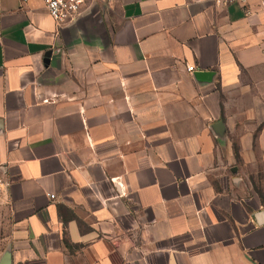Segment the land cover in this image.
I'll list each match as a JSON object with an SVG mask.
<instances>
[{
	"label": "crops",
	"instance_id": "1",
	"mask_svg": "<svg viewBox=\"0 0 264 264\" xmlns=\"http://www.w3.org/2000/svg\"><path fill=\"white\" fill-rule=\"evenodd\" d=\"M262 1L0 0V264H264Z\"/></svg>",
	"mask_w": 264,
	"mask_h": 264
},
{
	"label": "built area",
	"instance_id": "2",
	"mask_svg": "<svg viewBox=\"0 0 264 264\" xmlns=\"http://www.w3.org/2000/svg\"><path fill=\"white\" fill-rule=\"evenodd\" d=\"M51 17V19L58 25L66 24L72 21L76 16L81 14L88 8L89 0H41ZM247 0H224L225 4H237L243 5ZM261 6L264 8V1L261 2ZM249 12H246V15ZM188 71H193L194 68L189 66ZM8 183L0 176V195L5 191ZM50 199H54V196H50Z\"/></svg>",
	"mask_w": 264,
	"mask_h": 264
},
{
	"label": "water",
	"instance_id": "3",
	"mask_svg": "<svg viewBox=\"0 0 264 264\" xmlns=\"http://www.w3.org/2000/svg\"><path fill=\"white\" fill-rule=\"evenodd\" d=\"M49 56H50V52H48L47 54H46V62H48V58H49ZM258 217L259 218H262V213H258Z\"/></svg>",
	"mask_w": 264,
	"mask_h": 264
}]
</instances>
